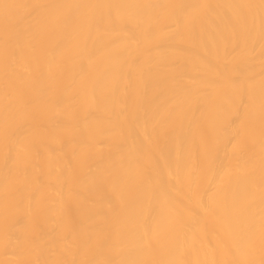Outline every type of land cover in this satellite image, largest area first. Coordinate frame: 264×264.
I'll use <instances>...</instances> for the list:
<instances>
[{
	"label": "bare ground",
	"instance_id": "bare-ground-1",
	"mask_svg": "<svg viewBox=\"0 0 264 264\" xmlns=\"http://www.w3.org/2000/svg\"><path fill=\"white\" fill-rule=\"evenodd\" d=\"M0 264H264V0H0Z\"/></svg>",
	"mask_w": 264,
	"mask_h": 264
}]
</instances>
